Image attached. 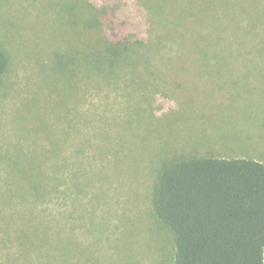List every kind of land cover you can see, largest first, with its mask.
<instances>
[{
  "label": "rangeland",
  "instance_id": "374dc122",
  "mask_svg": "<svg viewBox=\"0 0 264 264\" xmlns=\"http://www.w3.org/2000/svg\"><path fill=\"white\" fill-rule=\"evenodd\" d=\"M107 12L147 68L60 95ZM0 43V264H173L154 157L264 162V0H0Z\"/></svg>",
  "mask_w": 264,
  "mask_h": 264
},
{
  "label": "trees",
  "instance_id": "16d2710c",
  "mask_svg": "<svg viewBox=\"0 0 264 264\" xmlns=\"http://www.w3.org/2000/svg\"><path fill=\"white\" fill-rule=\"evenodd\" d=\"M110 18V13H100L94 23H105V44L67 56L65 68L56 70L66 81L60 95L69 94L71 80L74 84L85 69L90 70L83 80L102 81L105 76L118 79L120 70H128V62L134 70L141 64L147 68L138 50L143 40L128 32L125 20ZM10 63L9 52L0 43V83ZM145 71L144 79L149 80ZM137 104L132 105L137 125L148 124L151 115L139 113ZM154 159L151 202L155 216L172 234L173 264H264V162L193 154ZM52 185L56 182L51 178Z\"/></svg>",
  "mask_w": 264,
  "mask_h": 264
}]
</instances>
